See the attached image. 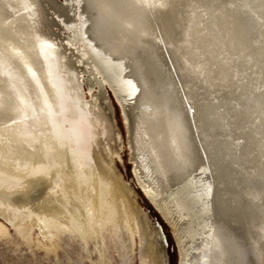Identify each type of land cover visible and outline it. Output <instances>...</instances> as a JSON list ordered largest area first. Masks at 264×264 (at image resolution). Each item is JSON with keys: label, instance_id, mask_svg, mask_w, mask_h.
<instances>
[{"label": "bare ground", "instance_id": "bare-ground-1", "mask_svg": "<svg viewBox=\"0 0 264 264\" xmlns=\"http://www.w3.org/2000/svg\"><path fill=\"white\" fill-rule=\"evenodd\" d=\"M110 92L179 264H264V0H0L1 217L168 264Z\"/></svg>", "mask_w": 264, "mask_h": 264}, {"label": "rangeland", "instance_id": "rangeland-1", "mask_svg": "<svg viewBox=\"0 0 264 264\" xmlns=\"http://www.w3.org/2000/svg\"><path fill=\"white\" fill-rule=\"evenodd\" d=\"M111 95L112 94L110 92V96ZM112 102H113V118L115 120L116 126L119 129V132L121 135V151H122L120 152V157L114 156V165H115V168L118 170V172L123 177V179L126 182H130L131 177H132V174H131L132 164L130 163V160H129L130 149L127 147L128 142L126 139L125 125H124L123 118L121 115L120 107L118 106V104L115 102L113 98H112ZM102 141L105 145H107V143L109 142L106 136L104 137ZM130 184L133 185V183H130ZM137 198H138V202L141 205V207L145 211L148 212V215L151 221L155 222L156 220L158 225L161 226L162 234L164 235L166 239L165 252L167 255L168 264H176V255L174 252V242L172 239L173 236L171 232L172 229L170 230L169 227L161 220V218H159L156 215L154 210L149 207V205L147 204V202H145V200L142 199V196L138 195ZM1 216L2 215H0V225L3 227L6 233H3V234L0 233V264H99V263L102 264L104 259H105L104 264L105 263L106 264H109V263L110 264H122L123 263L124 257L121 255H124V253H122V250L118 246L117 243L114 242L115 246H113L114 245L113 241H115V238L112 235L111 229L110 230L108 229V232H106L107 231L105 229L106 227L103 229L104 232L101 233L103 244H105L103 246L104 248L103 255L105 256L104 257L99 254L96 248H94L96 242L93 237L90 238L92 240L90 239L87 240V243H86L87 245H86V244H83L82 241H79L78 238L76 237L74 238L73 235H71V238H70L69 234H66V235L63 234L62 235L63 237H60L61 240H58V238L55 239L56 243L53 244V247H52L51 242L47 239V237H44V236L42 237V235H40V232L37 229V227L35 226L34 228L32 227L31 228L32 230L31 231L28 230L26 231V233L25 231L18 232V229L12 226L9 220L4 219L5 217L2 218L3 216L2 217ZM23 233H25L27 236H24L25 234L23 235ZM108 233L110 236L108 235ZM108 236L109 237L112 236L111 237L112 239L109 238ZM107 238L109 239V241ZM62 239H65V240L62 241ZM106 241H108L107 242L108 245ZM91 242L94 246L91 244ZM105 246L108 248L106 249ZM84 247H86V249ZM116 247H117V251H116ZM132 250H133V256L130 257V259H128L127 264L128 263L129 264H139L138 262L139 258L137 254V250H138L137 239L134 242V248H132ZM99 257H100V260L98 259ZM96 260L97 261L99 260L98 261L99 263Z\"/></svg>", "mask_w": 264, "mask_h": 264}, {"label": "water", "instance_id": "water-1", "mask_svg": "<svg viewBox=\"0 0 264 264\" xmlns=\"http://www.w3.org/2000/svg\"><path fill=\"white\" fill-rule=\"evenodd\" d=\"M113 98V96L111 95L110 96V94H109V98H110V101L112 102V98ZM116 102V101H115ZM117 103V102H116ZM118 104V103H117ZM112 105H113V102H112ZM119 106V105H118ZM130 163H131V161H130ZM131 174H132V177H131V180H130V182L129 183H133V185L132 184H130L132 187H133V189L135 190V192H136V194H137V196L139 195V196H142V199L143 200H145V202H147V204L149 205V207L150 208H152L153 210H154V212L156 213V215L159 217V218H161V220L169 227V229L171 230V227H170V225L167 223V221L161 216V214L159 213V211L156 209V207L152 204V202L149 200V198L145 195V193L143 192V190L141 189V187L137 184V183H135V181H134V179H135V177H134V174H133V171H132V167H131ZM137 200H138V198H137ZM147 212V211H146ZM148 213V212H147ZM156 221V220H155ZM157 223V222H156ZM158 224V223H157ZM159 227H160V229H161V226L160 225H158ZM161 232H162V230H161ZM171 232H172V230H171ZM164 236V235H163ZM172 236H173V242H174V252H175V255H176V264H179V253H178V246H177V243H176V241H175V238H174V235H173V232H172ZM164 241H165V245H166V239H165V237H164Z\"/></svg>", "mask_w": 264, "mask_h": 264}, {"label": "snow or ice", "instance_id": "snow-or-ice-1", "mask_svg": "<svg viewBox=\"0 0 264 264\" xmlns=\"http://www.w3.org/2000/svg\"><path fill=\"white\" fill-rule=\"evenodd\" d=\"M129 83H131V82L129 81Z\"/></svg>", "mask_w": 264, "mask_h": 264}]
</instances>
